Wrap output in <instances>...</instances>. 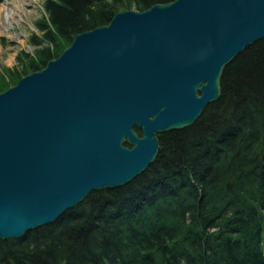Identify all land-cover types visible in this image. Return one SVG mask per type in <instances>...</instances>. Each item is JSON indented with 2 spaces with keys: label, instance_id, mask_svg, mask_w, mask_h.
Here are the masks:
<instances>
[{
  "label": "water",
  "instance_id": "water-1",
  "mask_svg": "<svg viewBox=\"0 0 264 264\" xmlns=\"http://www.w3.org/2000/svg\"><path fill=\"white\" fill-rule=\"evenodd\" d=\"M259 41L264 0H176L120 12L1 92L0 240L137 179L157 136L193 126Z\"/></svg>",
  "mask_w": 264,
  "mask_h": 264
},
{
  "label": "trees",
  "instance_id": "trees-1",
  "mask_svg": "<svg viewBox=\"0 0 264 264\" xmlns=\"http://www.w3.org/2000/svg\"><path fill=\"white\" fill-rule=\"evenodd\" d=\"M43 1L37 50L0 75V93L120 12L176 0ZM223 72L220 99L193 126L159 134L144 173L95 191L49 226L0 240V264H264V41Z\"/></svg>",
  "mask_w": 264,
  "mask_h": 264
},
{
  "label": "rangeland",
  "instance_id": "rangeland-1",
  "mask_svg": "<svg viewBox=\"0 0 264 264\" xmlns=\"http://www.w3.org/2000/svg\"><path fill=\"white\" fill-rule=\"evenodd\" d=\"M23 1L28 4L25 5L21 2L23 4L21 9L22 21L13 23L11 27L6 29V25L0 20V75L3 76H6V70L11 71L16 67L19 69L17 60L22 52L33 57L37 50V47L31 45V39L33 36H40L35 23L45 16L44 1ZM6 79L8 78L5 77Z\"/></svg>",
  "mask_w": 264,
  "mask_h": 264
},
{
  "label": "bare ground",
  "instance_id": "bare-ground-1",
  "mask_svg": "<svg viewBox=\"0 0 264 264\" xmlns=\"http://www.w3.org/2000/svg\"><path fill=\"white\" fill-rule=\"evenodd\" d=\"M21 2L25 5L28 4L23 0H5L0 7V20L6 25V29L11 27L13 23L22 21L23 13L21 12V9L23 8V4Z\"/></svg>",
  "mask_w": 264,
  "mask_h": 264
}]
</instances>
